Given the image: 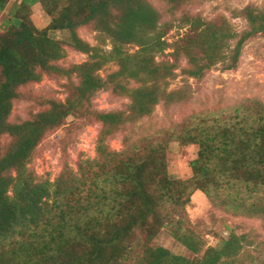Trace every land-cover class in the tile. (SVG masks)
<instances>
[{
    "label": "trees",
    "instance_id": "trees-1",
    "mask_svg": "<svg viewBox=\"0 0 264 264\" xmlns=\"http://www.w3.org/2000/svg\"><path fill=\"white\" fill-rule=\"evenodd\" d=\"M9 1L0 0V264H264L257 233L229 226L226 235L209 232L186 212L192 193L201 191L214 211L259 219L264 229L262 102L195 112L136 138L126 133L159 104L189 101L188 86L170 87L178 69L195 80L236 69L246 43L264 36V5L232 10L247 24L237 31L223 16L191 12L204 0H162L167 19L150 0ZM35 4L50 18L41 29L32 20ZM84 27L97 33L96 44L79 35ZM174 28L185 31L170 41ZM66 47L86 59L62 66ZM108 65L116 68L102 76ZM45 76L66 79L64 99L38 97V109L12 119L26 89ZM105 90L127 103L95 110L92 99ZM68 118L100 124L96 156L76 170L65 165L54 182L40 179L31 167L36 149ZM117 134L122 147L113 150ZM172 140L197 146L188 179L168 173ZM162 229L193 257L159 244Z\"/></svg>",
    "mask_w": 264,
    "mask_h": 264
},
{
    "label": "rangeland",
    "instance_id": "rangeland-1",
    "mask_svg": "<svg viewBox=\"0 0 264 264\" xmlns=\"http://www.w3.org/2000/svg\"><path fill=\"white\" fill-rule=\"evenodd\" d=\"M14 1L16 0H10L9 4ZM150 1L162 13L163 19H167L162 0ZM248 4L262 8L264 0H204L194 5L191 12H198L208 19L223 16L237 31H241L245 29L246 21L242 17H233L231 12ZM3 16L4 12L0 13V31L3 28ZM32 20L41 29L47 26L50 18L44 13L40 4H35L32 7ZM184 31L185 29H172L168 34L169 40L176 39ZM79 35L91 44L97 43V33L88 27L81 28ZM104 43V48L109 49V40L106 39ZM127 50L134 51L135 47L128 46ZM85 59V54L66 47L65 56L59 63L67 67L81 63ZM181 65L184 66L185 61H182ZM115 68L114 65H108L101 70L100 74L104 76ZM177 73L178 76L170 87L173 89L183 85L188 86L191 93L189 101L172 106L159 104L152 115L130 124L126 133L133 138L152 134L166 128L170 122L180 121L195 112L232 107L249 99H257L264 104V36L255 37L246 43L238 67L234 70L213 69L201 80L185 79L179 69ZM65 83V78L45 76L39 83L31 85L26 89L27 97L15 104L12 119H24L32 110L38 109L36 102L38 97L54 96L64 99L66 96ZM127 101L126 97L117 96L105 90L95 94L92 107L95 110L111 111L123 108ZM74 122V118H68L63 126L49 133L37 147L31 167L40 179L54 182L65 165L76 170L81 160L95 158L100 124L93 121L74 125ZM109 146L113 150H120L122 135H115L109 141ZM196 153L197 146L195 145H182L176 140L170 141L166 153L169 175L172 178L188 179L191 176L190 162L195 158ZM186 212L193 224L203 222L209 232L220 231L226 235L225 228L229 226L235 228L237 232L257 233L260 240L264 241L261 220L241 216L228 217L220 211H214L211 203L201 191L192 193L190 202L186 206ZM205 238L208 245L214 243V238L210 233H207ZM156 241L175 254L193 257V254L165 229L158 233Z\"/></svg>",
    "mask_w": 264,
    "mask_h": 264
}]
</instances>
